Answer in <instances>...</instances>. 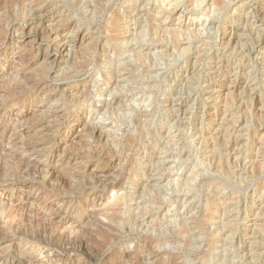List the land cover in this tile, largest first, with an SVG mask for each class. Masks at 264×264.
I'll list each match as a JSON object with an SVG mask.
<instances>
[{
	"label": "rangeland",
	"instance_id": "1",
	"mask_svg": "<svg viewBox=\"0 0 264 264\" xmlns=\"http://www.w3.org/2000/svg\"><path fill=\"white\" fill-rule=\"evenodd\" d=\"M16 1L0 0V210L18 219L0 214V264H264V0Z\"/></svg>",
	"mask_w": 264,
	"mask_h": 264
},
{
	"label": "bare ground",
	"instance_id": "2",
	"mask_svg": "<svg viewBox=\"0 0 264 264\" xmlns=\"http://www.w3.org/2000/svg\"><path fill=\"white\" fill-rule=\"evenodd\" d=\"M28 0H18V1H16V4H19V8H20V11H21V13L22 12H24L25 11V9H27V7L29 6L28 5V2H27ZM31 2V1H30ZM105 2V1H104ZM221 3V2H220ZM218 6H219V4H218ZM1 9V8H0ZM11 9V8H10ZM164 9V8H163ZM13 10V9H12ZM173 10V9H172ZM9 11V10H8ZM14 11V10H13ZM12 11V12H13ZM167 11V10H166ZM38 12V11H37ZM169 12V11H168ZM258 12V11H257ZM11 13V12H10ZM15 14V13H14ZM10 15V14H9ZM12 16V15H11ZM25 16V15H24ZM260 16V15H259ZM34 17V16H33ZM211 17V16H210ZM37 18V17H36ZM42 19V18H41ZM11 21V20H10ZM255 23V22H254ZM229 24V23H228ZM160 28V27H159ZM250 28H252V27H250ZM154 29V28H153ZM197 29V28H196ZM169 30V29H168ZM173 30H174V28H173ZM186 30V29H185ZM195 30V29H194ZM253 30V29H252ZM41 31V30H40ZM199 31V30H198ZM157 32V31H156ZM177 32V31H176ZM224 33V32H223ZM39 34V33H38ZM40 34H42V33H40ZM46 34V33H45ZM162 34V33H161ZM188 34V33H187ZM231 34V33H230ZM157 35V34H156ZM227 35V34H226ZM178 36V35H177ZM176 36V37H177ZM230 36H232V35H230ZM40 37H43V36H41L40 35ZM47 39L52 43V44H54L55 45V48L53 49V50H51L52 51V56H53V61H58V60H61L62 58H68V60L69 59H72L71 58V43L70 42H64V43H61V44H58V39H57V32H55V31H48V33H47ZM173 37H174V34H173ZM234 37V36H233ZM236 37V36H235ZM240 37V36H239ZM226 38V37H225ZM41 39V38H40ZM175 39V38H174ZM179 39H181V38H179ZM155 40V39H154ZM179 41V40H178ZM229 41V43H231L232 42V37L230 38V40H228ZM141 42V41H140ZM163 42V41H162ZM53 46V45H52ZM263 47V46H262ZM245 48V47H244ZM50 52V51H49ZM81 52V51H80ZM244 52V51H243ZM74 53V52H73ZM72 53V54H73ZM111 53V52H110ZM135 55V54H134ZM200 55V54H199ZM142 56V55H141ZM140 56V57H141ZM135 57V56H134ZM139 57V58H140ZM201 57V56H200ZM138 59V58H137ZM145 59H147V58H145ZM261 60V59H260ZM75 61V60H74ZM243 61V60H242ZM143 62V61H142ZM54 65V64H53ZM132 66V65H131ZM253 70V69H252ZM211 72V71H210ZM210 74V73H209ZM255 74V73H254ZM30 75V74H29ZM28 76V75H27ZM26 76V77H27ZM248 76V75H247ZM29 77V76H28ZM27 77V78H28ZM26 78V79H27ZM194 78V77H193ZM25 79V80H26ZM31 79V78H30ZM20 80V79H19ZM22 80V79H21ZM121 80V79H120ZM219 80V79H218ZM262 80V79H261ZM117 81V80H116ZM21 83L23 82L24 83V81L22 80V81H20ZM26 82V81H25ZM29 83V82H28ZM31 83V82H30ZM29 83V84H30ZM28 84V85H29ZM39 84V83H38ZM226 85V84H225ZM224 84H223V87H225L226 88V90L224 91V93H223V96L225 97L224 98V100L225 99H227L228 97H230L229 96V94H231V97H230V99H231V101H234L236 98H235V96L234 95H236V94H232L233 92H232V89H230L229 87H227V86H225ZM38 86V85H37ZM229 86V85H228ZM4 87H5V84H4ZM18 87V88H17ZM16 88H13V89H7V87H6V91H5V94H14V93H16V91H17V89H25L26 90V88H24L23 86H17ZM22 87V88H21ZM25 87H26V84H25ZM33 87V86H32ZM36 87V86H35ZM29 89V88H28ZM36 89V88H35ZM117 90V89H116ZM119 90V89H118ZM19 91V90H18ZM34 91V90H33ZM180 91H182V90H180ZM212 91V90H211ZM24 92V91H23ZM210 92V91H209ZM221 92V91H220ZM219 92V93H220ZM235 92V91H234ZM248 92V91H247ZM114 93V92H113ZM119 94V93H118ZM226 94H227V98H226ZM220 95V94H219ZM234 97H233V96ZM239 95H240V93H239ZM232 97L233 98H235L234 100H232ZM71 98V97H70ZM181 98V97H180ZM76 99L77 98H75L74 100L76 101ZM221 99V98H220ZM205 100V99H204ZM258 100V99H257ZM222 101V100H221ZM227 101H230V100H226V104L225 105H227ZM236 101V100H235ZM239 101V100H238ZM223 102V101H222ZM230 103H232V102H229V104ZM234 103V102H233ZM118 104V103H117ZM244 104V103H243ZM224 105V104H223ZM104 107H105V105H104ZM110 107V106H109ZM108 107V108H109ZM227 107V106H226ZM113 108V107H112ZM260 108V107H259ZM105 109H107V107L105 108ZM111 110V109H110ZM244 110V109H243ZM242 110V111H243ZM112 111V110H111ZM114 111H115V109H114ZM106 112V111H105ZM103 113V112H102ZM101 114V113H100ZM249 115V114H248ZM33 116V115H32ZM71 116V115H70ZM236 116V115H235ZM259 118V117H258ZM262 118V117H261ZM260 118V119H261ZM230 119V118H229ZM81 122H82V124H81V127H84V126H86L87 124L89 125V122H88V120L86 119V118H83L82 120H80ZM182 121V120H181ZM230 121V120H229ZM232 122V121H231ZM182 123V122H181ZM244 125V124H243ZM103 127V126H102ZM87 128H88V126H87ZM96 128V129H95ZM97 128H98V126L97 127H94L93 128V130H94V132H96V130H97ZM89 129V128H88ZM26 130V129H25ZM47 130V129H46ZM99 130V129H98ZM83 131V130H82ZM86 131V130H85ZM213 131V130H212ZM93 132V131H92ZM101 135V134H100ZM96 137H97V135H96ZM101 137V136H100ZM105 137H107V136H105ZM101 139V138H100ZM99 139V140H100ZM18 140V139H17ZM29 141V140H28ZM211 141H212V139H211ZM74 142V141H73ZM104 142V141H103ZM37 143H39L38 141H32V142H27V143H25L24 144V147L26 146V148H27V150L28 149H30V152H32L34 149H35V147H37ZM224 143H226V141H224ZM228 143V142H227ZM13 144V143H12ZM81 144V143H80ZM127 144H129V143H127ZM131 144V143H130ZM16 145V144H15ZM224 145V144H223ZM226 145V144H225ZM14 146V145H13ZM17 146H18V144H17ZM41 146V145H40ZM82 146H83V143H82ZM6 147V146H5ZM164 147V146H163ZM263 147V146H262ZM25 148V149H26ZM227 148V147H226ZM5 150V149H4ZM214 150V149H213ZM25 151V150H24ZM2 152V151H1ZM26 152V151H25ZM29 152V151H28ZM213 152V151H212ZM11 153V152H10ZM260 153V152H259ZM21 156V155H20ZM161 157V156H160ZM2 158H3V156H2ZM16 158V153H14L13 154V159H15ZM18 159V158H17ZM20 163L19 164H21V167H25V165L24 166H22V161H23V158L22 157H20ZM143 160V159H142ZM158 160V159H157ZM12 161V160H11ZM105 161H106V159H105ZM111 161V160H110ZM148 161V160H147ZM109 162V161H108ZM248 162V161H247ZM18 163V162H17ZM162 163V162H161ZM12 164H14L13 162H12ZM29 164V163H28ZM113 164V163H112ZM261 164V163H260ZM26 165H27V163H26ZM152 165H154V164H152ZM2 166V165H1ZM253 166V165H252ZM258 166V165H257ZM11 164L10 163H6L5 164V166L3 167V168H1V170L0 171H2V169L3 170H6V172L9 174V173H11L10 172V169H11ZM35 167V166H34ZM156 167V166H155ZM163 167V166H162ZM238 167V166H237ZM259 167H261V166H259ZM5 168V169H4ZM165 168V167H164ZM25 169V168H24ZM33 169V168H32ZM34 169H37V168H34ZM264 169V168H263ZM23 170V169H22ZM39 170V169H38ZM125 170V169H124ZM259 170V169H258ZM35 171V170H34ZM93 171V170H92ZM13 172V171H12ZM22 172V171H21ZM36 172V171H35ZM150 172V171H149ZM153 172V171H152ZM3 173H4V171H3ZM3 173L2 172H0V182H1V177H3ZM33 173V172H32ZM32 173H30V175L32 174ZM262 173V172H261ZM24 174H26L27 175V173H24ZM34 174V173H33ZM149 174V173H148ZM16 175V174H15ZM35 175H37V174H35ZM101 175V174H100ZM6 176V175H5ZM24 176V175H23ZM52 176V175H51ZM149 176V175H148ZM162 176V175H161ZM151 177H152V175H151ZM36 178V177H35ZM50 178V177H49ZM95 178V177H94ZM105 178V177H104ZM57 179V178H56ZM59 179H61V177L59 178ZM58 179V180H59ZM63 179V178H62ZM23 180V179H22ZM55 181V180H54ZM102 181V180H101ZM108 181V180H107ZM5 182V181H4ZM56 182H58V181H56ZM64 182V181H63ZM154 182V181H153ZM21 183V182H20ZM62 183V182H61ZM68 183V182H67ZM152 183V182H151ZM162 183V182H161ZM53 185V184H52ZM56 185V184H55ZM67 185V184H66ZM74 186V185H73ZM165 186V185H164ZM56 187V186H55ZM68 187V186H67ZM67 187H65V188H67ZM53 188V187H52ZM69 188V187H68ZM119 188V184H116L115 182L111 185V189H112V191L113 190H116V189H118ZM140 188V187H139ZM120 189V188H119ZM143 189V188H142ZM154 189V188H153ZM152 189V190H153ZM72 190V189H71ZM185 190V189H184ZM166 191V190H165ZM65 192V191H64ZM141 192V191H140ZM157 192V191H156ZM143 193V192H142ZM157 195V194H156ZM141 196V195H140ZM139 196V197H140ZM142 196H144L143 194H142ZM41 200V199H40ZM142 200V199H141ZM126 203V198H120V199H117V200H115L111 205H109L110 207H111V211H112V214L113 215H115V214H117L118 212H119V210L123 207V204H125ZM257 203V202H256ZM259 203V202H258ZM39 204V203H38ZM50 204V203H49ZM139 205H141V204H139ZM138 205V206H139ZM10 206V205H9ZM8 206V207H9ZM159 206V205H158ZM14 207V206H13ZM102 207V206H101ZM157 207V206H156ZM16 208V207H15ZM14 208V209H15ZM263 208V207H262ZM264 210V209H263ZM16 211V210H15ZM194 211V210H193ZM25 212V211H24ZM14 213H16V212H14ZM18 213H19V211H18ZM54 213V212H53ZM0 214H3V216H5L6 218H9L10 219V221L11 222H13L12 220H15V214H13V212H11L10 210H7V209H4V210H0ZM19 215V214H18ZM2 216V217H3ZM259 216V215H258ZM21 217V216H20ZM28 217V216H27ZM254 217V216H253ZM1 218V217H0ZM262 218V217H261ZM17 219V218H16ZM5 220V219H4ZM7 220V219H6ZM18 220V219H17ZM16 220V221H17ZM20 220H22V219H20ZM34 222V221H33ZM133 222V221H132ZM22 223V222H21ZM20 222H18L17 223V226L16 227H20V226H22V224H21ZM53 223V222H52ZM26 224V223H25ZM38 224V223H37ZM12 225H13V223H12ZM23 225H24V223H23ZM39 225V224H38ZM36 226V225H35ZM2 227V226H1ZM22 227H24V226H22ZM21 227V228H22ZM47 227V226H46ZM50 227V226H49ZM48 227V228H49ZM21 228H18V229H21ZM259 228V227H258ZM257 228V229H258ZM23 229V228H22ZM39 229V228H38ZM43 230V229H42ZM172 230V229H171ZM184 230V229H183ZM35 232V231H34ZM42 232V231H41ZM60 232V231H59ZM21 233V232H20ZM33 233V232H32ZM252 233V232H251ZM262 233V232H261ZM7 234V233H6ZM19 234V233H18ZM39 234V233H38ZM43 234V233H42ZM2 235V234H1ZM28 235V234H27ZM5 237V236H4ZM10 237V236H9ZM2 238V237H1ZM58 238H60V235H59V237ZM57 238V239H58ZM62 238V237H61ZM42 239V238H41ZM48 239H53V238H48ZM79 239V238H78ZM83 239V238H82ZM102 239V238H101ZM104 240V239H103ZM107 240V239H106ZM61 242V241H60ZM109 242V241H108ZM35 243V242H34ZM39 243L40 244H45L46 246H49L48 244H46V241H39ZM9 244V243H8ZM36 244H38V242H36ZM72 244V243H71ZM78 244V243H77ZM188 244V243H187ZM76 246V245H75ZM58 250H60V249H58ZM127 256V255H126ZM25 262V261H24Z\"/></svg>",
	"mask_w": 264,
	"mask_h": 264
}]
</instances>
